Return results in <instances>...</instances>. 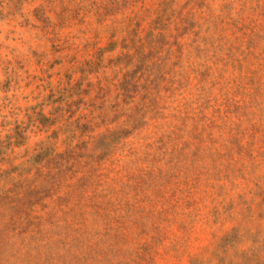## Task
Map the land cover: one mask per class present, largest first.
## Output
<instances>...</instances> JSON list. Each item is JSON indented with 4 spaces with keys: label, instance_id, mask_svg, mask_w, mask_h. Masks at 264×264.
<instances>
[{
    "label": "rangeland",
    "instance_id": "rangeland-1",
    "mask_svg": "<svg viewBox=\"0 0 264 264\" xmlns=\"http://www.w3.org/2000/svg\"><path fill=\"white\" fill-rule=\"evenodd\" d=\"M0 264H264V0H0Z\"/></svg>",
    "mask_w": 264,
    "mask_h": 264
}]
</instances>
